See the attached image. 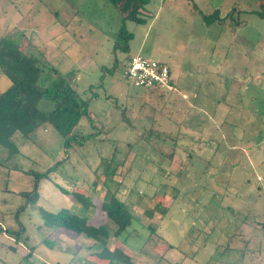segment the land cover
Instances as JSON below:
<instances>
[{
    "label": "rangeland",
    "instance_id": "rangeland-1",
    "mask_svg": "<svg viewBox=\"0 0 264 264\" xmlns=\"http://www.w3.org/2000/svg\"><path fill=\"white\" fill-rule=\"evenodd\" d=\"M126 16L113 0H0V36L43 60L48 83L71 79L94 121L67 150L51 125L15 139L11 155L0 147V226L16 228L27 203L22 239L0 234V264H102L88 237L39 210L106 223L110 193L134 222L116 237L108 221V245L133 264H264V0H149L142 21ZM123 24L133 38L119 58L167 63L175 89L107 70ZM63 159L38 192L20 193L33 188L23 170Z\"/></svg>",
    "mask_w": 264,
    "mask_h": 264
},
{
    "label": "trees",
    "instance_id": "trees-1",
    "mask_svg": "<svg viewBox=\"0 0 264 264\" xmlns=\"http://www.w3.org/2000/svg\"><path fill=\"white\" fill-rule=\"evenodd\" d=\"M148 1L113 0L116 5H121L122 11H126L128 16L138 22L143 20L138 13ZM128 16L124 17V20ZM132 38L133 33L123 24L113 47L112 66L107 69L109 72L119 66L126 68L131 56L121 60L118 53L129 51V42ZM44 67L43 60L21 49L8 38L0 36V75L8 80L7 86L0 90V147L7 149L9 155L15 153V139L29 137L32 132L47 125L53 126L64 138L66 150L71 145H82L90 136L79 135L76 130L83 118H87L91 124L94 123L89 113V99H80L72 80L66 77L48 83ZM51 70L57 73V69ZM43 100L51 103V109L44 110L41 107ZM169 156L172 158L173 155ZM63 161L64 159L58 160L47 170H36L32 167L23 170L32 176L33 188L31 191L20 193L29 197L38 192L42 181L47 179ZM26 204L20 205L14 213L18 226L5 229L0 226V234H7L15 242L22 239L26 228L20 222V213L25 210ZM99 208L106 218V223L110 221L114 224L112 232L116 237L121 236L134 222L128 207L115 193H110ZM39 212L46 222L57 225L69 236L76 239L82 235L88 237L91 247H97L91 256L102 261V264H133L131 256L119 246L109 247L110 230L105 226L106 223L94 224L88 218L65 209L50 211L40 207ZM46 241L43 240L41 243ZM39 245L38 243L36 246ZM2 246L3 243L0 242V247ZM9 248L14 246L9 245ZM95 262L97 263V260Z\"/></svg>",
    "mask_w": 264,
    "mask_h": 264
},
{
    "label": "built area",
    "instance_id": "built-area-1",
    "mask_svg": "<svg viewBox=\"0 0 264 264\" xmlns=\"http://www.w3.org/2000/svg\"><path fill=\"white\" fill-rule=\"evenodd\" d=\"M125 76L137 87L175 89L170 66L141 53L131 55L125 68Z\"/></svg>",
    "mask_w": 264,
    "mask_h": 264
},
{
    "label": "crops",
    "instance_id": "crops-1",
    "mask_svg": "<svg viewBox=\"0 0 264 264\" xmlns=\"http://www.w3.org/2000/svg\"><path fill=\"white\" fill-rule=\"evenodd\" d=\"M171 76H172V78H173V73H172V70H171ZM174 79V78H173ZM174 85V84H173ZM147 238H149V237H147ZM146 243V241L144 242V244ZM143 244V245H144ZM124 251V250H123Z\"/></svg>",
    "mask_w": 264,
    "mask_h": 264
}]
</instances>
